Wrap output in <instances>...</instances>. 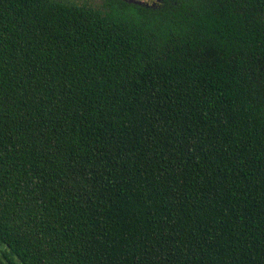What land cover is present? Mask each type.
<instances>
[{
	"label": "trees",
	"instance_id": "trees-1",
	"mask_svg": "<svg viewBox=\"0 0 264 264\" xmlns=\"http://www.w3.org/2000/svg\"><path fill=\"white\" fill-rule=\"evenodd\" d=\"M0 0V264H264V0Z\"/></svg>",
	"mask_w": 264,
	"mask_h": 264
},
{
	"label": "rangeland",
	"instance_id": "rangeland-1",
	"mask_svg": "<svg viewBox=\"0 0 264 264\" xmlns=\"http://www.w3.org/2000/svg\"><path fill=\"white\" fill-rule=\"evenodd\" d=\"M71 2H74L76 4H91L93 6H99L102 4L101 0H99V2H97V0H68ZM143 1H148V0H143Z\"/></svg>",
	"mask_w": 264,
	"mask_h": 264
},
{
	"label": "snow or ice",
	"instance_id": "snow-or-ice-1",
	"mask_svg": "<svg viewBox=\"0 0 264 264\" xmlns=\"http://www.w3.org/2000/svg\"><path fill=\"white\" fill-rule=\"evenodd\" d=\"M97 2H99V0H97Z\"/></svg>",
	"mask_w": 264,
	"mask_h": 264
}]
</instances>
